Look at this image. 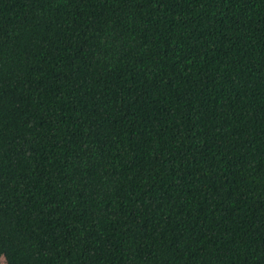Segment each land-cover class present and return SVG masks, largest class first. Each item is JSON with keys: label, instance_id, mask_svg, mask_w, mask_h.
I'll return each instance as SVG.
<instances>
[{"label": "trees", "instance_id": "16d2710c", "mask_svg": "<svg viewBox=\"0 0 264 264\" xmlns=\"http://www.w3.org/2000/svg\"><path fill=\"white\" fill-rule=\"evenodd\" d=\"M264 264V0H0V264Z\"/></svg>", "mask_w": 264, "mask_h": 264}, {"label": "rangeland", "instance_id": "374dc122", "mask_svg": "<svg viewBox=\"0 0 264 264\" xmlns=\"http://www.w3.org/2000/svg\"><path fill=\"white\" fill-rule=\"evenodd\" d=\"M1 262H2V264H5L6 261H5L4 258H2V259H1Z\"/></svg>", "mask_w": 264, "mask_h": 264}]
</instances>
